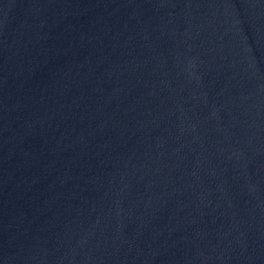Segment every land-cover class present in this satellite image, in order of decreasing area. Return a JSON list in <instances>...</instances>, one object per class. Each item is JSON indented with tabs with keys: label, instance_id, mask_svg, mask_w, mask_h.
Returning <instances> with one entry per match:
<instances>
[{
	"label": "water",
	"instance_id": "obj_1",
	"mask_svg": "<svg viewBox=\"0 0 264 264\" xmlns=\"http://www.w3.org/2000/svg\"><path fill=\"white\" fill-rule=\"evenodd\" d=\"M0 264H264V0H0Z\"/></svg>",
	"mask_w": 264,
	"mask_h": 264
}]
</instances>
